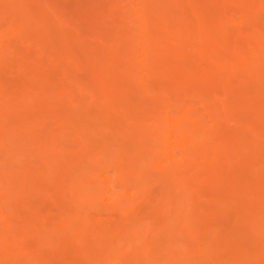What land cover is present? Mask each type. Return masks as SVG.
Listing matches in <instances>:
<instances>
[{
    "label": "bare ground",
    "instance_id": "obj_1",
    "mask_svg": "<svg viewBox=\"0 0 264 264\" xmlns=\"http://www.w3.org/2000/svg\"><path fill=\"white\" fill-rule=\"evenodd\" d=\"M0 264H264V0H0Z\"/></svg>",
    "mask_w": 264,
    "mask_h": 264
}]
</instances>
